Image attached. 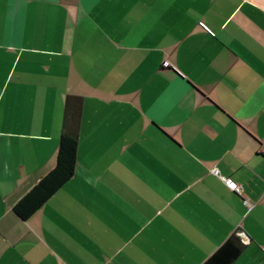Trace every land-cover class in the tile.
<instances>
[{
	"label": "crops",
	"instance_id": "obj_1",
	"mask_svg": "<svg viewBox=\"0 0 264 264\" xmlns=\"http://www.w3.org/2000/svg\"><path fill=\"white\" fill-rule=\"evenodd\" d=\"M68 97L72 176L21 220ZM237 233L264 264V0H0V264H203Z\"/></svg>",
	"mask_w": 264,
	"mask_h": 264
},
{
	"label": "trees",
	"instance_id": "obj_2",
	"mask_svg": "<svg viewBox=\"0 0 264 264\" xmlns=\"http://www.w3.org/2000/svg\"><path fill=\"white\" fill-rule=\"evenodd\" d=\"M78 102L68 97L65 103V119L56 167L44 177L14 208V214L21 220L28 219L72 176L75 164L77 141V114L70 115V109ZM75 108V107H74ZM242 253L239 237H229L203 264H235Z\"/></svg>",
	"mask_w": 264,
	"mask_h": 264
},
{
	"label": "built area",
	"instance_id": "obj_3",
	"mask_svg": "<svg viewBox=\"0 0 264 264\" xmlns=\"http://www.w3.org/2000/svg\"><path fill=\"white\" fill-rule=\"evenodd\" d=\"M222 181L225 183V185L227 186V188L230 191L234 192L237 195H240L242 189L239 186H237L236 184L232 183L231 181H229L227 179H222ZM243 205L246 206V207H250L251 208V205H249V203L247 201H243ZM236 236L239 237V239H241V242L244 243L242 234L237 233Z\"/></svg>",
	"mask_w": 264,
	"mask_h": 264
}]
</instances>
